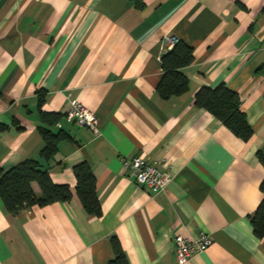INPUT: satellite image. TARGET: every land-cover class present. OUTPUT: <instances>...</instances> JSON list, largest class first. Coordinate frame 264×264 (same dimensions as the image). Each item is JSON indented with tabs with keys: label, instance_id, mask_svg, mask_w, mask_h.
<instances>
[{
	"label": "crops",
	"instance_id": "crops-1",
	"mask_svg": "<svg viewBox=\"0 0 264 264\" xmlns=\"http://www.w3.org/2000/svg\"><path fill=\"white\" fill-rule=\"evenodd\" d=\"M193 49L187 90L163 98V38ZM235 91L253 134L236 137L194 104L203 86ZM40 110L68 139L40 157ZM90 108L99 132L66 118L71 100ZM0 166L38 160L68 201L13 215L0 199V264H107L116 236L128 264H175L174 237L209 234L186 264H264V234L249 217L263 194L264 0H0ZM165 161L170 180L153 193L123 171L124 159ZM95 177L99 216L76 194L73 166ZM36 196L41 190L33 181Z\"/></svg>",
	"mask_w": 264,
	"mask_h": 264
},
{
	"label": "trees",
	"instance_id": "trees-1",
	"mask_svg": "<svg viewBox=\"0 0 264 264\" xmlns=\"http://www.w3.org/2000/svg\"><path fill=\"white\" fill-rule=\"evenodd\" d=\"M193 61V49L179 38L172 46H166L160 56L162 75L157 83L156 90L163 98L180 95L188 88V79L181 69ZM43 96L38 99L40 134L45 142L40 151L43 159L52 158L57 152L59 141L68 139L69 135L63 131H53L51 127L56 124L60 114L40 110ZM194 104L204 108L221 121L236 137L247 141L253 130L247 123L244 112L240 108L238 94L228 88L224 83L214 87L203 86L194 95ZM6 128L0 126V130ZM260 163L264 166V152H257ZM76 178V194L90 215L99 216L101 206L97 197L95 177L87 162L81 161L73 166ZM35 181L41 193L36 196L30 183ZM263 194L262 200L249 217L253 231L257 236L264 234V178L260 184ZM72 193L66 184H56L52 181L49 172L40 167L38 160L25 159L4 170L0 166V199L10 214H17L20 210L33 205L43 206L52 202L68 201ZM113 258L107 264H128L125 252L116 236L111 237Z\"/></svg>",
	"mask_w": 264,
	"mask_h": 264
},
{
	"label": "built area",
	"instance_id": "built-area-1",
	"mask_svg": "<svg viewBox=\"0 0 264 264\" xmlns=\"http://www.w3.org/2000/svg\"><path fill=\"white\" fill-rule=\"evenodd\" d=\"M197 1V0H195ZM174 35H165L163 41L166 46H172L177 41ZM66 118L79 126L88 128L94 134L99 132V119L96 114L79 100L73 99L66 112ZM123 171L128 172L129 177L136 183L146 186L153 193H159L165 190L170 180L169 174L163 170L165 161L149 162L141 155L124 159L122 162ZM175 264H186L188 260L196 253L207 249L212 243L209 234L201 232L195 238H187L177 234L174 239Z\"/></svg>",
	"mask_w": 264,
	"mask_h": 264
}]
</instances>
